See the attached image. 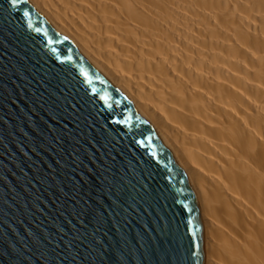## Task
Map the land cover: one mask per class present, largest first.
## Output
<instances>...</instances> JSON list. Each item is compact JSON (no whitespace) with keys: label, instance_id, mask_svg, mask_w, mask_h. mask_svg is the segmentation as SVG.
<instances>
[{"label":"water","instance_id":"95a60500","mask_svg":"<svg viewBox=\"0 0 264 264\" xmlns=\"http://www.w3.org/2000/svg\"><path fill=\"white\" fill-rule=\"evenodd\" d=\"M0 264H205L166 140L29 0H0Z\"/></svg>","mask_w":264,"mask_h":264},{"label":"bare ground","instance_id":"6f19581e","mask_svg":"<svg viewBox=\"0 0 264 264\" xmlns=\"http://www.w3.org/2000/svg\"><path fill=\"white\" fill-rule=\"evenodd\" d=\"M163 136L205 264H264V0H29Z\"/></svg>","mask_w":264,"mask_h":264},{"label":"snow or ice","instance_id":"6c2138e0","mask_svg":"<svg viewBox=\"0 0 264 264\" xmlns=\"http://www.w3.org/2000/svg\"><path fill=\"white\" fill-rule=\"evenodd\" d=\"M15 3V0H13V4ZM191 253H192V250H191V247H189V250H188V259L191 260Z\"/></svg>","mask_w":264,"mask_h":264}]
</instances>
